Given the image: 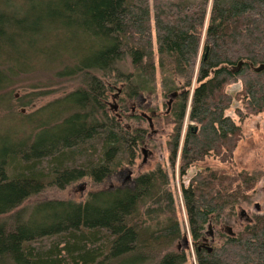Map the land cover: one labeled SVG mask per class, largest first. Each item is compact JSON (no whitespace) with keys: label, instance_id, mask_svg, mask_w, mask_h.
<instances>
[{"label":"trees","instance_id":"16d2710c","mask_svg":"<svg viewBox=\"0 0 264 264\" xmlns=\"http://www.w3.org/2000/svg\"><path fill=\"white\" fill-rule=\"evenodd\" d=\"M262 64L264 0H0V107L24 77L32 98L73 87L29 116L8 113L0 130V264H186L167 172L101 187L149 138L123 126L145 118L125 117L128 101L160 85L183 179L207 157L233 159L243 122L264 112ZM260 176L205 169L182 183L197 264H264V213L237 223ZM81 180L93 189L80 202L32 201Z\"/></svg>","mask_w":264,"mask_h":264},{"label":"rangeland","instance_id":"374dc122","mask_svg":"<svg viewBox=\"0 0 264 264\" xmlns=\"http://www.w3.org/2000/svg\"><path fill=\"white\" fill-rule=\"evenodd\" d=\"M31 7L34 6L27 5L24 11L31 12ZM26 12H24V14H26ZM40 77H42V75ZM40 80L45 81L46 77L40 78ZM31 81L34 83L35 79L24 77L19 84L17 83L1 93H12V98L9 104L6 105L8 107H5L4 105L0 107V130L8 119V113L29 116L36 110L73 88L69 83L55 81L54 83H57V85L50 87L49 90H44V95L40 97L33 96L34 98H32L29 97L33 90L30 86ZM181 85L186 87L185 82H181ZM195 87L196 76H194L192 81L191 96ZM240 90V83L228 87L229 94L233 96H235ZM29 101L31 102L30 104L28 103ZM166 101L167 100L164 94L161 93L160 85H158L156 93H148L139 99L128 101V111L125 113V117L134 115L140 117L141 115H146L150 119L143 118V122L130 119L122 120L123 126L134 127L140 125L141 123L143 124L142 127L150 128L149 138L140 147L133 165L120 167L109 180L105 181V183L101 185V187L106 188L117 185L130 186L133 184L135 179L139 177V175L155 172L158 169H162L167 172L170 177L169 188L175 198L177 215L182 231V238L175 243L174 249L183 250L186 253V264H197L194 246L190 237L191 235L188 227L184 199L182 197V183L187 186L198 172L205 169L219 170L225 172L226 174L241 171L249 172L251 174H260V182L256 187V194L253 195L251 201L243 203L242 206L237 208V223L243 227L250 217L255 214L258 215L264 213V112L251 115L243 122V139L238 143L234 157L231 161L218 160V158L213 156L207 157L203 161H200L190 167L185 176H183V179H181V153L178 154L175 173H173L171 168V152L169 142L171 136L173 135L174 125H172V121L165 116L167 109ZM116 103L117 102H115L113 98L109 100L110 106L115 105ZM238 108H241V103L235 101L231 110L227 112L228 115L235 117L234 110ZM112 112H114L115 115L119 114V111L115 109H113ZM152 113H156L157 116L160 117L157 119V117H154ZM189 125V121L186 120L183 129L181 146L184 141L186 129ZM91 189H93V187L87 180H81L73 185H70L64 190H58L56 188L48 189L41 197L34 198L32 201L53 198L80 202L86 197L87 193ZM185 238H188V245L184 241ZM219 243L220 240H218L216 244Z\"/></svg>","mask_w":264,"mask_h":264},{"label":"water","instance_id":"95a60500","mask_svg":"<svg viewBox=\"0 0 264 264\" xmlns=\"http://www.w3.org/2000/svg\"><path fill=\"white\" fill-rule=\"evenodd\" d=\"M240 65H242V63H240ZM264 70V64L260 65L259 67L255 68V71L260 72ZM185 243L188 245V238L184 239ZM211 250V249H209Z\"/></svg>","mask_w":264,"mask_h":264},{"label":"flooded vegetation","instance_id":"af4514ba","mask_svg":"<svg viewBox=\"0 0 264 264\" xmlns=\"http://www.w3.org/2000/svg\"><path fill=\"white\" fill-rule=\"evenodd\" d=\"M153 114V116L154 117H156L157 116V114L156 113H152ZM143 116H145V118H148V119H150L149 117H147L146 115H143Z\"/></svg>","mask_w":264,"mask_h":264},{"label":"bare ground","instance_id":"6f19581e","mask_svg":"<svg viewBox=\"0 0 264 264\" xmlns=\"http://www.w3.org/2000/svg\"><path fill=\"white\" fill-rule=\"evenodd\" d=\"M231 229V228H230Z\"/></svg>","mask_w":264,"mask_h":264}]
</instances>
